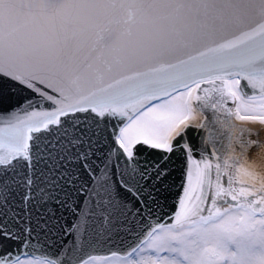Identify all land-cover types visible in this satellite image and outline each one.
Returning <instances> with one entry per match:
<instances>
[{
  "label": "snow or ice",
  "instance_id": "obj_1",
  "mask_svg": "<svg viewBox=\"0 0 264 264\" xmlns=\"http://www.w3.org/2000/svg\"><path fill=\"white\" fill-rule=\"evenodd\" d=\"M0 264H264V0H0Z\"/></svg>",
  "mask_w": 264,
  "mask_h": 264
}]
</instances>
